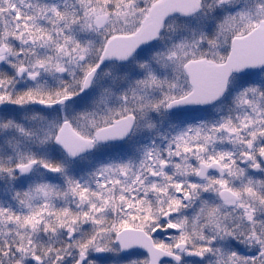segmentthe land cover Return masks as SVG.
Instances as JSON below:
<instances>
[{
	"label": "snow or ice",
	"instance_id": "1",
	"mask_svg": "<svg viewBox=\"0 0 264 264\" xmlns=\"http://www.w3.org/2000/svg\"><path fill=\"white\" fill-rule=\"evenodd\" d=\"M0 264H264V0H0Z\"/></svg>",
	"mask_w": 264,
	"mask_h": 264
}]
</instances>
